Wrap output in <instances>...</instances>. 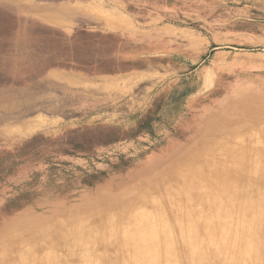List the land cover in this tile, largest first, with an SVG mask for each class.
Returning a JSON list of instances; mask_svg holds the SVG:
<instances>
[{
	"label": "rangeland",
	"instance_id": "1",
	"mask_svg": "<svg viewBox=\"0 0 264 264\" xmlns=\"http://www.w3.org/2000/svg\"><path fill=\"white\" fill-rule=\"evenodd\" d=\"M249 162L264 173V0H0L1 264H117L151 226L205 259L207 223L264 206ZM153 239L150 264H186Z\"/></svg>",
	"mask_w": 264,
	"mask_h": 264
},
{
	"label": "bare ground",
	"instance_id": "2",
	"mask_svg": "<svg viewBox=\"0 0 264 264\" xmlns=\"http://www.w3.org/2000/svg\"><path fill=\"white\" fill-rule=\"evenodd\" d=\"M236 109L238 108L234 106L228 107V110L236 111ZM227 121L232 122L231 120H229L228 117H227ZM248 159L249 161H251L250 157H248ZM180 163L181 162L179 161L178 162L175 161L173 166H176V168L178 169L180 167ZM259 166L260 165H257L256 163L252 164V162H249L247 164L248 170L252 169L253 172L257 174L256 178L257 180H259V182L262 181V185H263L262 187L264 188V180H263L264 173H259ZM262 168L264 169V165ZM148 169H144V170H148ZM219 174L220 173L215 174L217 177H215L213 182L216 184L217 188L220 185V189L223 191L222 193L230 192L233 197L238 196L237 198H245L247 195L244 194H250L247 192V188L243 184L241 185V187L232 190V186L230 185L231 183L226 180H220L218 178ZM241 177L247 182L250 179L248 177L245 179V176H238L235 174V178H241ZM211 197L216 201L219 199L218 196L212 195ZM251 197L255 198V195H250V198ZM233 207L234 210L241 212L240 215H235L236 218L230 217V219L227 218L224 220L221 219L222 217L217 216L216 222L211 221L210 223H207L206 227H204V230L206 232L205 237L203 236L202 238L204 244L202 242L201 244L199 243L196 244H199V246L206 245L205 247L206 252L203 251V253L206 254L204 255L206 256L205 259H203V257H201L198 252H193L194 250L192 249L191 245H181V247H179L175 244L176 247H174V243L168 240L171 239L169 235L162 233L161 230H159V232H155V230L158 228L156 226H151L146 234H144L145 233L144 231L143 232L141 231L140 233L141 236L137 238L138 241L135 242L129 241V243H127V245L131 246V249L128 252H126L129 253L128 255L129 259H122V260L118 259L117 264H125L126 262L129 264H150V262H152V256L155 255L154 244L148 243V240L152 236L154 237L155 240H157L156 238L159 237L160 238L163 237L165 239L167 238L166 241L169 244L173 245V249L175 251H178V253H182L183 256L187 258L186 264H246L243 258H232V259L230 258L228 259L230 261H221L219 258H222L221 257L222 255H226V252L228 253L231 252L230 250L227 251L226 249H224L225 246L227 245H229L230 248L240 247V248H244L245 250L252 251L251 252L252 254L256 253L258 258L256 264H263L264 263V206L261 210H258L257 208L249 205V203L246 206L245 202H241L235 204ZM247 208H251L249 214L252 218H250L249 220L247 219V217L245 218L246 214L244 213L245 209ZM141 213L144 216L152 215L151 213L149 214L148 211L145 210ZM144 216L141 215V217ZM212 242H214V246L217 247L216 250H213L211 249L210 246H207V244ZM217 242L218 244L216 245ZM130 251L132 253H130ZM211 252H213L214 254L212 255ZM164 262H168V259H164Z\"/></svg>",
	"mask_w": 264,
	"mask_h": 264
}]
</instances>
